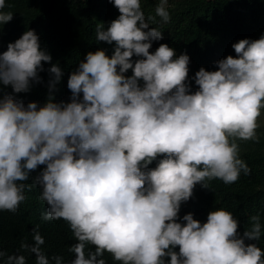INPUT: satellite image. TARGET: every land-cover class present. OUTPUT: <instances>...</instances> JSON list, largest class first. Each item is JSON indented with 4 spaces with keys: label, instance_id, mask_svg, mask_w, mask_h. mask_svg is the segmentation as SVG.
Wrapping results in <instances>:
<instances>
[{
    "label": "clouds",
    "instance_id": "1",
    "mask_svg": "<svg viewBox=\"0 0 264 264\" xmlns=\"http://www.w3.org/2000/svg\"><path fill=\"white\" fill-rule=\"evenodd\" d=\"M114 6L120 15L96 28L97 40L114 50L98 48L80 60L68 78L69 101L55 99L64 76L59 64L47 70L43 105L0 98V211H18L32 186L25 182L44 165L32 181L47 204L43 220L63 219L73 233L70 264H106V252L120 264H264V249L246 242L261 238L258 216L243 233L225 208L210 211L206 222L191 212L180 217L197 184H232L251 171L237 141L258 138L264 35L234 43L236 55L216 61V70L201 67L193 91L189 54L167 43L150 51L163 31L150 27L155 18L145 16L141 0ZM4 8L0 0V25L13 19ZM155 12L169 22L168 0ZM51 61L36 31L26 30L0 53V82L28 92ZM44 244L37 226L33 243L21 248L35 264H65ZM0 264L27 258L0 250Z\"/></svg>",
    "mask_w": 264,
    "mask_h": 264
},
{
    "label": "trees",
    "instance_id": "2",
    "mask_svg": "<svg viewBox=\"0 0 264 264\" xmlns=\"http://www.w3.org/2000/svg\"><path fill=\"white\" fill-rule=\"evenodd\" d=\"M160 0H141L145 16L154 17L150 27L163 31V39L154 41L150 51L154 52L162 43L177 50V54L190 56L189 78L204 67L216 70V61L235 56L232 45L244 38L259 39L264 35V0H168L171 19L163 23L155 9ZM4 11L13 13V19L0 25V53L7 50L9 42H15L26 30L33 29L40 37L41 47L52 56L45 62L40 73L42 81L33 83L28 92L15 93L10 85L0 82V98L11 94L24 103L37 101L43 105L48 99L52 64H59L64 76L56 86L55 99L69 101L71 90L67 87L70 73L89 51L108 49L111 55L113 45L96 38L97 25L116 19L120 13L114 0H5ZM134 59H138L134 57ZM129 70L127 75H131ZM192 90L198 87L191 79ZM257 139L238 140L240 156L251 169L249 174L225 184L222 180L208 181L210 188L197 184L193 197L181 206L180 217L191 212L196 219L206 222L210 211L225 208L240 221L239 231L250 229L258 216L262 235L257 243L264 249V127H258ZM154 161L150 167H155ZM45 167L32 172L34 178ZM32 178L25 183L27 199L15 213L0 211V250L9 255L24 254L27 264H35V255L21 248L22 242L33 243V229L38 226L45 237L44 252L51 257L59 255L65 264H70L75 254L71 246L76 243L69 225L63 220H43L42 213L47 204L40 199L41 187L33 184ZM94 250V246H89ZM176 251H179L177 246ZM106 264H120L111 254L105 253ZM170 259V257L168 258Z\"/></svg>",
    "mask_w": 264,
    "mask_h": 264
},
{
    "label": "rangeland",
    "instance_id": "3",
    "mask_svg": "<svg viewBox=\"0 0 264 264\" xmlns=\"http://www.w3.org/2000/svg\"><path fill=\"white\" fill-rule=\"evenodd\" d=\"M259 127H264V114L261 115V117L259 118Z\"/></svg>",
    "mask_w": 264,
    "mask_h": 264
}]
</instances>
